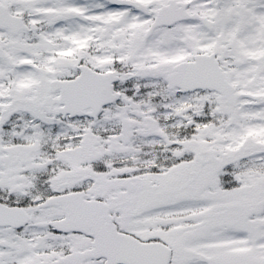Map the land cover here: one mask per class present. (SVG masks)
Instances as JSON below:
<instances>
[{
    "label": "snow or ice",
    "instance_id": "6c2138e0",
    "mask_svg": "<svg viewBox=\"0 0 264 264\" xmlns=\"http://www.w3.org/2000/svg\"><path fill=\"white\" fill-rule=\"evenodd\" d=\"M0 264H264V0H0Z\"/></svg>",
    "mask_w": 264,
    "mask_h": 264
}]
</instances>
